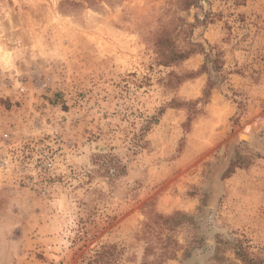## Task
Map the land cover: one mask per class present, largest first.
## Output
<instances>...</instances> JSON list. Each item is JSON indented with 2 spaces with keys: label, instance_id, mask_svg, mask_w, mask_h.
Instances as JSON below:
<instances>
[{
  "label": "rangeland",
  "instance_id": "obj_1",
  "mask_svg": "<svg viewBox=\"0 0 264 264\" xmlns=\"http://www.w3.org/2000/svg\"><path fill=\"white\" fill-rule=\"evenodd\" d=\"M189 2L0 0V264H264V0Z\"/></svg>",
  "mask_w": 264,
  "mask_h": 264
},
{
  "label": "trees",
  "instance_id": "obj_2",
  "mask_svg": "<svg viewBox=\"0 0 264 264\" xmlns=\"http://www.w3.org/2000/svg\"><path fill=\"white\" fill-rule=\"evenodd\" d=\"M183 3H185V5H189L190 2L189 0H183ZM158 47H157V53H158V58H157V62L160 65H164V66H170L173 65L177 62H180L182 60H184L185 58H187L191 53H193L194 51H196V49L194 47L188 49V50H181L178 49L176 46L172 45L170 43V40L167 37L162 38L159 42H158ZM196 45H200V44H196ZM205 68V65H202L200 67V69L196 72H190L187 74H183L181 76L176 75L177 80L176 81H180V79L182 78H187V77H192L196 74H198L199 72H202L203 69ZM212 84L211 81L208 80L206 82V86L204 87L203 90V96L195 99L193 101H185V102H181L177 105L179 106H186L187 108H190V115L195 114L197 112H199L200 108H192L194 107L195 104H205L208 100V96H209V91L211 88ZM190 115L188 116V120L190 118ZM147 215V220L143 223L142 225V235L143 237H146L148 240L150 239L149 235L153 232L154 229L159 228L162 231H164L165 229L167 230H174L179 226H184V222L190 221L192 220V217L187 215L184 212L181 211H173L170 214H160V213H156V212H151V211H147L146 212ZM158 233V232H157ZM161 239L164 240H170V234L166 235L163 238V233L160 236ZM149 247V246H148ZM111 246H102V249L100 251H96L95 255L91 258H89L87 260V264H102L105 261L104 258L105 255L108 256V254L111 253ZM165 252H167V249H164ZM236 254L242 259V261H249V258H247L246 254L244 252H236ZM251 263H255V260L250 259Z\"/></svg>",
  "mask_w": 264,
  "mask_h": 264
},
{
  "label": "snow or ice",
  "instance_id": "obj_3",
  "mask_svg": "<svg viewBox=\"0 0 264 264\" xmlns=\"http://www.w3.org/2000/svg\"><path fill=\"white\" fill-rule=\"evenodd\" d=\"M53 2H56V0H53ZM64 3H70V0H64ZM123 6H125V5H122V7ZM201 35H203V33H201ZM209 37L211 39H215V37L212 35L211 31L209 32ZM194 59H196V58H194ZM196 63L199 64L200 60L196 59ZM203 70H205L208 73L209 79L211 81V78L213 77V74H214V62H212L211 66H209Z\"/></svg>",
  "mask_w": 264,
  "mask_h": 264
}]
</instances>
